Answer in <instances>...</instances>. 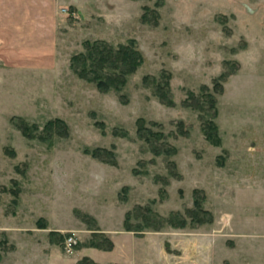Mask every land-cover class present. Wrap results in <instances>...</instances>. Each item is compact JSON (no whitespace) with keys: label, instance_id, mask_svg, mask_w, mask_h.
<instances>
[{"label":"rangeland","instance_id":"374dc122","mask_svg":"<svg viewBox=\"0 0 264 264\" xmlns=\"http://www.w3.org/2000/svg\"><path fill=\"white\" fill-rule=\"evenodd\" d=\"M60 1L51 42L22 61L0 54V264H264V0ZM87 39H135L146 62L123 91L101 92L70 67ZM161 74L172 106L144 83ZM203 92L218 100L220 145L185 102ZM56 118L63 136L44 130ZM140 119L171 154L139 137ZM97 148L117 164L87 153ZM196 191L211 221L187 214ZM147 206L189 223L127 230ZM100 233L112 249L89 246Z\"/></svg>","mask_w":264,"mask_h":264},{"label":"trees","instance_id":"16d2710c","mask_svg":"<svg viewBox=\"0 0 264 264\" xmlns=\"http://www.w3.org/2000/svg\"><path fill=\"white\" fill-rule=\"evenodd\" d=\"M146 58L143 52L139 49L137 41L130 39L126 43H120L114 45L106 40L102 39H87L84 42V50L74 54L70 59V67L73 72L80 78L89 83L94 84L99 91L109 92L111 90L121 92L127 86L129 78L137 72V70L144 65ZM144 83L152 89L153 93L159 98V100L166 105H174L175 101L172 97L171 90V75L161 74L159 77L144 78ZM219 93L223 92L222 84H219ZM204 89L207 90V87ZM205 90V91H206ZM123 101H127L124 94L121 95ZM193 100V101H192ZM187 106L198 110L201 113L202 129L207 141L213 145L221 144V137L219 134L218 124L216 123V117L218 115L217 104L218 100L213 94L203 92L201 97H195L189 95L188 100L185 101ZM206 108H205V105ZM138 134L139 137L151 145V150L156 155L171 154V148H165L161 140L164 135L159 132H153L151 129L144 126L142 119L139 120ZM19 128L23 134L29 138L34 137L32 134L31 126L28 123L19 124ZM46 132L59 133L61 136L67 133L66 122L61 118L49 120L45 127ZM175 150H172L174 153ZM94 158L101 161L110 163L112 165L117 164L116 153L113 149L97 148L91 152ZM174 163V162H173ZM175 164V163H174ZM173 176L177 172H172ZM198 191L195 192L194 203L195 207L189 209L187 214L191 221L198 223H205L212 220V214L208 210H204L201 205V198L198 196ZM207 213L206 216L205 214ZM136 215L141 220L138 225H133L130 220ZM187 217L181 212H171L168 217H165L155 210L151 206L135 208L133 211H129L126 214L124 224L127 230L141 231L143 228H151L153 230H161L165 225L169 224L173 227H186L188 225ZM95 232H98L99 228L95 227ZM112 239L108 238L104 234H95L92 240L89 242V246L97 247L104 250H110L113 248ZM78 264H96V261L85 256Z\"/></svg>","mask_w":264,"mask_h":264},{"label":"crops","instance_id":"0c3cea01","mask_svg":"<svg viewBox=\"0 0 264 264\" xmlns=\"http://www.w3.org/2000/svg\"><path fill=\"white\" fill-rule=\"evenodd\" d=\"M61 6L60 0H0V51L8 52L0 54L22 61L36 45L47 38L51 42L59 28Z\"/></svg>","mask_w":264,"mask_h":264},{"label":"built area","instance_id":"2783aa9c","mask_svg":"<svg viewBox=\"0 0 264 264\" xmlns=\"http://www.w3.org/2000/svg\"><path fill=\"white\" fill-rule=\"evenodd\" d=\"M74 243V238L70 237L67 239V249H71L72 244Z\"/></svg>","mask_w":264,"mask_h":264}]
</instances>
